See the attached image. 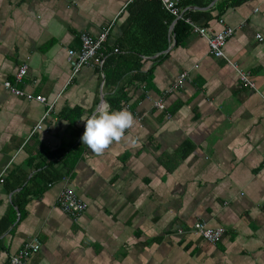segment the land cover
<instances>
[{
    "label": "crops",
    "instance_id": "1",
    "mask_svg": "<svg viewBox=\"0 0 264 264\" xmlns=\"http://www.w3.org/2000/svg\"><path fill=\"white\" fill-rule=\"evenodd\" d=\"M218 1L184 11L211 34L242 25L224 59L191 32L160 56L126 52L158 24L152 0H0V264L32 239L41 248L28 264H264V0L221 14ZM106 29L109 79L103 67L72 77L67 50ZM22 64L17 87L53 104L34 133L47 107L4 87ZM105 103L136 124L97 156L80 137ZM65 188L86 204L77 220L57 205ZM196 222L225 233L210 245L189 233Z\"/></svg>",
    "mask_w": 264,
    "mask_h": 264
},
{
    "label": "built area",
    "instance_id": "2",
    "mask_svg": "<svg viewBox=\"0 0 264 264\" xmlns=\"http://www.w3.org/2000/svg\"><path fill=\"white\" fill-rule=\"evenodd\" d=\"M159 2L161 3L162 8L174 18L173 25L178 20L184 21V23L190 27L191 33L196 34L206 41L210 55L214 58H225L223 49L227 40L232 37L236 29H240L242 25H239L236 28H223L217 33L211 34L206 27L197 25L185 15L184 9L180 7L179 0H159ZM108 34V29L102 31L96 37L85 32L80 33L78 48L68 49L66 52V63L70 68L72 77L85 67L93 69H101L103 67L106 53L105 44ZM256 39L260 42L262 41L260 35H256ZM114 52H117V49H114ZM227 63L237 72L241 85L256 91L255 83L251 80L248 73L239 70L238 66L231 61H227ZM27 70V65L22 64L14 76L13 83L7 81L4 83V87L16 97L24 98L26 100H35L47 107L42 119L33 129L32 133H34L35 131L42 129L41 123L52 110L53 104L47 103L46 98L41 95L33 97L17 87L26 76ZM186 76L187 73H182L179 77V82L182 83ZM260 96L264 101V96L261 94ZM154 106L159 110H164V104L161 100L156 101ZM0 182H2L1 179ZM57 205L63 213L69 215L73 220H77L86 209V204L69 188L63 189L59 194ZM179 233H181V231H179ZM189 233L201 238L210 245H215L220 241L225 231L223 228L209 227L204 222H196L189 229ZM40 248V241L38 239H32L25 243L16 253L11 255L5 264H28L29 258L38 253Z\"/></svg>",
    "mask_w": 264,
    "mask_h": 264
},
{
    "label": "trees",
    "instance_id": "3",
    "mask_svg": "<svg viewBox=\"0 0 264 264\" xmlns=\"http://www.w3.org/2000/svg\"><path fill=\"white\" fill-rule=\"evenodd\" d=\"M179 1H180V7L183 9H185L186 7H189V6H196V7L202 8V7L207 6L208 3L211 2V0H179ZM243 1L244 0H219L217 2V5H216L218 14L223 13L224 11H226L227 9H229L231 7L237 6L238 4H240ZM151 5L153 7L156 6L159 10V15H158L159 22H158V24L153 25L150 30H147V29L144 30V32L146 34H147V31L149 32L148 36L150 38L147 40V42L133 44L132 45L133 50H130V49H127L126 47H124V49L127 50L126 52L134 51L136 53H140V55H143V56H152L154 54H159V56H160L169 47L172 36H173V40L175 42V46H177V45H180L182 43L183 39L190 33V27L186 23H184V21H182V20H178L173 25L174 18L162 8L159 0H152ZM129 10H130V14H131V7L129 8ZM187 16L194 22V19L192 17H190L191 16L190 14ZM171 26H172V29H171ZM136 33L137 32H135L134 30H130V36L134 35ZM120 47L122 48V45H120ZM118 50L119 49H117V51ZM126 58L132 59V61L130 63V68H131V70L137 71L134 79L139 78V81L140 80L141 81L146 80L145 76L140 75L138 73V71L140 70V68L144 64L141 57L140 56L139 57H130V55H128V56H123L122 60H125ZM105 68H106V66L104 63L103 72L105 74V77L108 78L107 77L108 72H107V69L105 70ZM121 73L119 72L118 74L113 75V79L114 80L120 79ZM57 152H59V150L53 154L56 155ZM65 153L68 154V152H66L65 150L62 151V155ZM21 192H22L21 193L22 198H19L20 200L17 199L15 201V205L18 207V210H21V208H22L21 203H24L26 201L25 195L28 193L27 190L26 191L23 190ZM13 220H14V218H11L10 222H13Z\"/></svg>",
    "mask_w": 264,
    "mask_h": 264
},
{
    "label": "clouds",
    "instance_id": "4",
    "mask_svg": "<svg viewBox=\"0 0 264 264\" xmlns=\"http://www.w3.org/2000/svg\"><path fill=\"white\" fill-rule=\"evenodd\" d=\"M136 124L132 113L127 109L110 111V105H100L90 117H85L84 131L80 142L97 156L114 143L125 138V132ZM5 254L0 253V256Z\"/></svg>",
    "mask_w": 264,
    "mask_h": 264
},
{
    "label": "water",
    "instance_id": "5",
    "mask_svg": "<svg viewBox=\"0 0 264 264\" xmlns=\"http://www.w3.org/2000/svg\"><path fill=\"white\" fill-rule=\"evenodd\" d=\"M171 29H172V26H171ZM173 39V36H172V38H171V40Z\"/></svg>",
    "mask_w": 264,
    "mask_h": 264
}]
</instances>
